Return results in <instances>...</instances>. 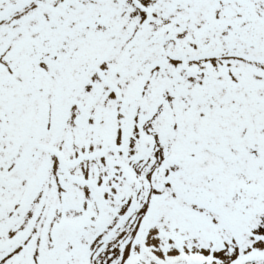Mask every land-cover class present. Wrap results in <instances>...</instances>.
I'll return each mask as SVG.
<instances>
[{"label": "snow or ice", "instance_id": "snow-or-ice-1", "mask_svg": "<svg viewBox=\"0 0 264 264\" xmlns=\"http://www.w3.org/2000/svg\"><path fill=\"white\" fill-rule=\"evenodd\" d=\"M0 264H264V0H0Z\"/></svg>", "mask_w": 264, "mask_h": 264}]
</instances>
